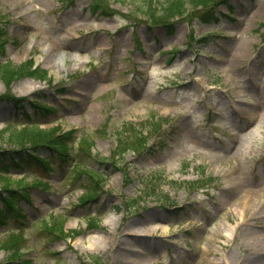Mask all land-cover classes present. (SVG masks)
<instances>
[{"label":"rangeland","instance_id":"1","mask_svg":"<svg viewBox=\"0 0 264 264\" xmlns=\"http://www.w3.org/2000/svg\"><path fill=\"white\" fill-rule=\"evenodd\" d=\"M222 1L214 8L217 22L181 21L166 34L160 26L92 12L89 0L71 7L65 0H0L8 35L0 61L33 58L52 82L23 77L11 84V94L38 97L56 109L42 115L27 100L21 108L0 103V130L28 121L26 109L41 127L59 124L86 133L99 156H109L114 146L101 129L105 121L169 116L171 131L163 146L125 154L120 166L130 181L113 162L90 158L105 179L93 203H79L82 189L59 167L38 168L49 188L29 189L25 224L14 230L26 239L22 255L9 260L0 247L1 264H92L95 255L102 264H264V255L252 254V230H264V0H227L228 8ZM191 27L196 37L214 36L187 45ZM5 92L0 81V95ZM202 169L218 177L209 191L177 189L163 179L195 180ZM23 175L29 183L38 178L30 169L12 171V188ZM144 181L151 189L159 183V190L137 197L136 209H145L125 219L121 198L134 197ZM164 193L173 207L159 204ZM51 212L65 213L64 227L83 233L47 240L40 219ZM91 219L98 226H88ZM2 228L5 239L10 231Z\"/></svg>","mask_w":264,"mask_h":264},{"label":"trees","instance_id":"2","mask_svg":"<svg viewBox=\"0 0 264 264\" xmlns=\"http://www.w3.org/2000/svg\"><path fill=\"white\" fill-rule=\"evenodd\" d=\"M74 0H68L69 3ZM112 2H118L119 4L131 5L132 9L129 13L125 14L114 8H111ZM217 2V0H91V9H100L102 14L107 16H115L120 14L128 18L133 19L135 23L146 22L148 24H163L168 31L174 30L172 19L178 16L186 17L189 9H195L197 6H201L203 13L200 18L203 21H210L211 4ZM196 10V9H195ZM1 13V10H0ZM139 15L144 18L141 19ZM3 16V17H2ZM4 18V15H0ZM0 23V49L3 46L4 39L2 35L4 33V27ZM32 76L35 78L47 79L46 70L40 67H33V60L29 59L20 65H13L11 62H0V79L7 87V92L4 95H11L9 92L10 84L23 76ZM51 82V79L48 78ZM61 89V88H60ZM59 89V90H60ZM37 109L44 111L53 110L48 108L43 101L33 99L31 101ZM166 117H151L145 122H141L137 127L130 121H124L120 127L113 129V136L115 138V147L113 149V157H121L123 153L134 150L141 151L147 145L149 136L160 137L163 134L164 123L168 122ZM146 133H143V130ZM75 129H70L63 132L60 126H53L49 128H42L36 124L23 125L20 127L9 126L0 130V143L6 142L13 145L12 149L5 152L0 150V188H1V200H0V225L10 226V231L7 238H0V247L7 250V258L10 260L17 259L21 254V247L24 245V239L14 233V228L20 229L22 221H24L25 212L24 207L19 204L18 197H24L28 199V185L21 180H17V187L14 189L11 187L10 181H8V172L11 171V167L21 166L22 164L34 159L41 164L45 169H52V159H58L60 166L65 165L66 159L69 158L72 143L76 138L74 134ZM160 143H163V139H159ZM91 142L86 135H81L79 140V152L80 159L74 164L72 171L77 175L79 170H82V160L95 159L91 154L90 148ZM101 162L106 159L100 158ZM3 173V174H2ZM91 177L89 182L93 185H87V192L81 196V201L88 200L97 195V188H100V178L93 172H88ZM148 178V175L146 176ZM152 179V177L150 178ZM148 180V179H147ZM212 180V178H209ZM171 183L176 181L170 180ZM96 187V188H95ZM148 185L144 186L145 195L157 194L155 189H150V193L147 192ZM155 190V191H154ZM129 198H123V206L127 210L131 211ZM12 219V221H10ZM65 216L62 214L52 215L48 218L42 219L40 231L48 239H61L67 235H73L79 233L74 230H64ZM94 225V224H93ZM96 225V224H95ZM94 225V226H95ZM25 261H28L27 259ZM94 263H99L98 257L93 258Z\"/></svg>","mask_w":264,"mask_h":264},{"label":"bare ground","instance_id":"3","mask_svg":"<svg viewBox=\"0 0 264 264\" xmlns=\"http://www.w3.org/2000/svg\"><path fill=\"white\" fill-rule=\"evenodd\" d=\"M252 201V200H251ZM246 211H244L245 213ZM256 213H253L252 216V211H251V217L254 218ZM262 221L264 222V219H262ZM251 224H249L248 226H250ZM247 226V227H248ZM254 231V237H255V241L253 244V249L254 251H252V254H260V255H264V230H252ZM206 262H208V260H205V264ZM204 262H202L203 264Z\"/></svg>","mask_w":264,"mask_h":264}]
</instances>
